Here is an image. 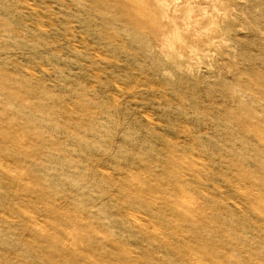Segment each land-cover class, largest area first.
Here are the masks:
<instances>
[{
    "label": "rangeland",
    "instance_id": "rangeland-1",
    "mask_svg": "<svg viewBox=\"0 0 264 264\" xmlns=\"http://www.w3.org/2000/svg\"><path fill=\"white\" fill-rule=\"evenodd\" d=\"M0 264H264V0H0Z\"/></svg>",
    "mask_w": 264,
    "mask_h": 264
}]
</instances>
